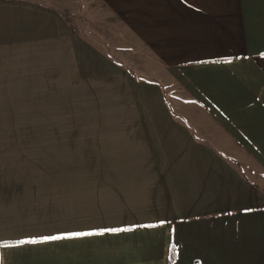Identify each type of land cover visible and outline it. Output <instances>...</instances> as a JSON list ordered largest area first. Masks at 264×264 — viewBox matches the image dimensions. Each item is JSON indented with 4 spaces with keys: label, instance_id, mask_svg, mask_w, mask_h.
<instances>
[{
    "label": "crops",
    "instance_id": "crops-1",
    "mask_svg": "<svg viewBox=\"0 0 264 264\" xmlns=\"http://www.w3.org/2000/svg\"><path fill=\"white\" fill-rule=\"evenodd\" d=\"M76 1L89 54L126 53L93 21L148 52L138 112L169 117L0 142V264H264V0Z\"/></svg>",
    "mask_w": 264,
    "mask_h": 264
},
{
    "label": "rangeland",
    "instance_id": "rangeland-1",
    "mask_svg": "<svg viewBox=\"0 0 264 264\" xmlns=\"http://www.w3.org/2000/svg\"><path fill=\"white\" fill-rule=\"evenodd\" d=\"M80 8L76 0H0V29L2 19L8 28L6 37L0 32V142L63 153L65 146L102 139L104 128L169 117L138 112L148 87L143 83L156 79L142 61L148 52L129 54L126 39L106 22L93 21L105 44L126 53L117 54L121 63L89 54ZM171 120L184 123L173 115Z\"/></svg>",
    "mask_w": 264,
    "mask_h": 264
},
{
    "label": "snow or ice",
    "instance_id": "snow-or-ice-1",
    "mask_svg": "<svg viewBox=\"0 0 264 264\" xmlns=\"http://www.w3.org/2000/svg\"><path fill=\"white\" fill-rule=\"evenodd\" d=\"M70 236H90L92 233L90 232H80V233H71ZM61 237H47L46 239H60ZM21 243H24L21 241Z\"/></svg>",
    "mask_w": 264,
    "mask_h": 264
}]
</instances>
